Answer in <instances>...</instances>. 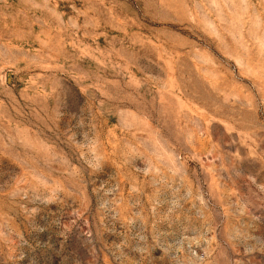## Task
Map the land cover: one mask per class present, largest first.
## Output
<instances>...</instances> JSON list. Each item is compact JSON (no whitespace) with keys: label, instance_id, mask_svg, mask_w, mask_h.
<instances>
[{"label":"rangeland","instance_id":"374dc122","mask_svg":"<svg viewBox=\"0 0 264 264\" xmlns=\"http://www.w3.org/2000/svg\"><path fill=\"white\" fill-rule=\"evenodd\" d=\"M0 264H264V0H0Z\"/></svg>","mask_w":264,"mask_h":264}]
</instances>
